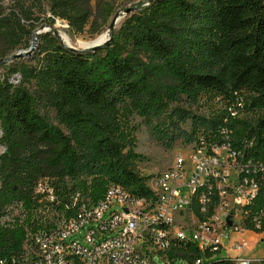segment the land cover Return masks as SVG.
Returning <instances> with one entry per match:
<instances>
[{
  "label": "trees",
  "instance_id": "trees-1",
  "mask_svg": "<svg viewBox=\"0 0 264 264\" xmlns=\"http://www.w3.org/2000/svg\"><path fill=\"white\" fill-rule=\"evenodd\" d=\"M86 2L51 0L52 19L83 34L91 16ZM114 10L102 2L92 31L108 26ZM26 11L22 3L18 10H0L8 51L21 42L14 40L11 19L20 23ZM43 38L47 46L38 62L21 66L18 82L11 79L17 70L0 75V258L22 255L27 235L46 227L48 212L66 210L77 194L96 201L111 183L150 194L149 176L136 169L144 157L122 115L135 112L152 121L171 104H194L193 110L173 108L165 126L151 125L163 147L213 139L225 125L234 146L264 161V0H153L128 14L112 41L94 52L69 51L49 31L38 36ZM41 102L53 107L59 124L41 112ZM237 102L238 115L231 117L227 107ZM189 120L190 131L183 127ZM42 179L53 189L54 203L36 192ZM211 256L192 242H173L166 259L231 264Z\"/></svg>",
  "mask_w": 264,
  "mask_h": 264
},
{
  "label": "built area",
  "instance_id": "built-area-1",
  "mask_svg": "<svg viewBox=\"0 0 264 264\" xmlns=\"http://www.w3.org/2000/svg\"><path fill=\"white\" fill-rule=\"evenodd\" d=\"M237 106L241 102L227 107L229 116L238 115ZM230 133L224 125L215 138L200 136L187 144L191 167H185L178 153L170 167L149 176V195L115 183L96 201L77 194L66 210L48 212L46 227L27 235L22 255L0 258V264L169 263L166 255L173 242L209 250V260L223 256L231 264H252L255 258L223 252L226 242L242 249L247 240L232 237L235 233H253L264 242V161L248 158L231 142ZM36 192L56 201L46 180L38 182Z\"/></svg>",
  "mask_w": 264,
  "mask_h": 264
},
{
  "label": "rangeland",
  "instance_id": "rangeland-1",
  "mask_svg": "<svg viewBox=\"0 0 264 264\" xmlns=\"http://www.w3.org/2000/svg\"><path fill=\"white\" fill-rule=\"evenodd\" d=\"M108 1L110 2L115 10L112 14L109 23L112 18L116 14L119 9H124L131 6H136L139 1L143 0H87V5L91 11V16L89 18V23L86 26V31L83 34H75L72 32L68 26L67 21H64L60 18L52 19V14L50 12V3L51 0H0V10H5V12H9L10 10H18V6L20 3L24 4L27 11L24 16L21 15L20 23H18L17 18L11 19V24L14 27L16 32L15 41H21L20 43H16L13 50H9V43L1 36L0 34V55L1 58H6L12 54L19 52L20 50H26L32 44V39L34 35V30L39 28L43 24L50 25L54 27L60 33L69 37L72 47H76L81 43H91L98 36L100 37L103 33L107 32L108 26L101 28L98 32H93L92 29L96 27H91L92 22L97 17L98 9L102 2ZM139 5V4H138ZM20 14V13H18ZM120 20L116 24L115 28H119L123 20L128 14H120ZM26 16L28 18H26ZM63 27V28H62ZM27 30H30L31 33L27 34ZM51 32V31H49ZM65 32V33H62ZM47 32H43L39 35H43ZM37 35V36H39ZM107 37V33H106ZM63 39V38H62ZM46 38L38 40L37 46L32 54L28 56H24L22 58H18L12 60L7 64L6 67L0 68V75L7 73L9 70H17L16 72H11V79L17 80L20 79L19 68L23 65H35L40 58L41 49L43 46H47ZM66 43V41L63 39ZM71 46V45H69ZM87 47V46H86ZM83 46H78L76 48L83 49L86 48ZM0 58V59H1ZM19 81V80H18ZM30 88H34V81L31 80L29 83ZM189 104V105H187ZM178 105L188 106L192 110L197 108L194 104L185 103L184 101L179 104H171L170 107L163 112V114L159 118H154L152 121L146 119L137 113H132L130 115L120 117L122 126L129 130L134 139V149L138 154H141L144 159L142 161L136 162V169L144 176H153L157 173H160L170 167L173 161L176 159L178 153H181L185 160V167L189 169L192 165L190 155L192 154V150L187 148V144H185L182 140L176 141V143L171 148L163 147L153 136L151 133V125L161 124L165 126V123H168V116L173 108ZM41 112L46 115V117L55 124H59L53 107L47 103L39 104ZM183 127L186 130H191L192 123L191 120L187 121L183 124ZM1 136V129H0ZM5 148L0 145V154L4 152ZM86 176H82L85 178ZM87 178V177H86ZM232 237L236 239L244 238L247 241L243 245L241 250H236L240 255L255 258L252 264H264V242H259V237L256 234L243 232L239 234H234ZM227 245L225 247V251L223 254L229 256H235V252L232 250L233 242H226ZM160 264H169L166 260L163 262H159Z\"/></svg>",
  "mask_w": 264,
  "mask_h": 264
},
{
  "label": "water",
  "instance_id": "water-1",
  "mask_svg": "<svg viewBox=\"0 0 264 264\" xmlns=\"http://www.w3.org/2000/svg\"><path fill=\"white\" fill-rule=\"evenodd\" d=\"M153 0H143L139 5L136 6H131V7H127L124 9H119L116 14L114 15V17L112 18L111 22L108 25L107 28V37L104 40H99V36L97 38H95L93 41H91V44L89 46H87L86 48L83 49H78L76 47H72V46H68L64 43L60 33L58 32V30H56L54 27L47 25V24H43L41 25L39 28H37L36 30H34V33H43V32H48L51 31L53 33V35L58 39V41L60 42V44L67 50L75 52L77 54H82V53H87V52H94L96 50H99L103 47H105L106 45H108L112 39H113V30L115 29V26L117 24V20L118 18H120V14H130L132 12H135L137 10H139L142 6L149 4L150 2H152ZM38 43V36L34 37V43L31 44L30 47H28L26 50H20L19 52L12 54L6 58H1L0 59V65L6 64L12 60L18 59V58H22L24 56H28L30 54H32V52L35 50L36 46Z\"/></svg>",
  "mask_w": 264,
  "mask_h": 264
},
{
  "label": "bare ground",
  "instance_id": "bare-ground-1",
  "mask_svg": "<svg viewBox=\"0 0 264 264\" xmlns=\"http://www.w3.org/2000/svg\"><path fill=\"white\" fill-rule=\"evenodd\" d=\"M119 20H120V18H118V20H117V23L119 22ZM63 28V27H62ZM62 33H65V32H62ZM39 34H41V33H34V35H33V39H32V44L34 43V37L35 36H37V35H39ZM62 38L66 41V45H71V46H73V44L71 43V41H70V39H69V37L68 36H66V35H63L62 34ZM106 38V33H103L100 37H99V40H104ZM91 43H81L80 45H78V46H83V47H86V46H89ZM78 46H76V47H78Z\"/></svg>",
  "mask_w": 264,
  "mask_h": 264
},
{
  "label": "crops",
  "instance_id": "crops-1",
  "mask_svg": "<svg viewBox=\"0 0 264 264\" xmlns=\"http://www.w3.org/2000/svg\"><path fill=\"white\" fill-rule=\"evenodd\" d=\"M226 245H227V243H226ZM232 250H233V252H235V254L234 255H237V254H239L236 250H234L233 248H232ZM232 255V254H231Z\"/></svg>",
  "mask_w": 264,
  "mask_h": 264
}]
</instances>
